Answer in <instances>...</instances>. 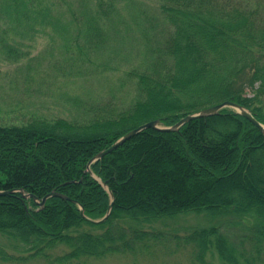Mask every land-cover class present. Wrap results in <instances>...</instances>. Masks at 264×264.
<instances>
[{"label": "trees", "instance_id": "1", "mask_svg": "<svg viewBox=\"0 0 264 264\" xmlns=\"http://www.w3.org/2000/svg\"><path fill=\"white\" fill-rule=\"evenodd\" d=\"M42 36L50 59L26 68L46 62L53 82L76 78L89 97L75 101L81 120H0V191L75 202L0 196V262L142 258L169 219L196 214L205 224L171 238L195 262L264 264V133L235 110L146 128L87 167L145 123L225 101L264 125V0H0L1 60L20 62ZM121 67L129 100L94 99Z\"/></svg>", "mask_w": 264, "mask_h": 264}, {"label": "rangeland", "instance_id": "2", "mask_svg": "<svg viewBox=\"0 0 264 264\" xmlns=\"http://www.w3.org/2000/svg\"><path fill=\"white\" fill-rule=\"evenodd\" d=\"M49 44L46 36H42L35 41L31 54L19 60L20 62L13 64L0 59V120L19 123L32 115L49 119H82L78 116L79 109L75 101L80 98L84 100L89 95L76 78H71L66 84L60 78L53 82L43 70L47 67L46 62H41L39 66L31 69L26 68L27 64L35 66L39 58L50 59L42 50ZM63 68H66V65ZM100 77V87L93 85L94 99H109L113 95L115 101L121 104L126 103L132 96V85L129 84L122 67L117 72L110 71ZM110 89H113L114 93H110ZM99 92L102 97L98 95ZM205 222L196 214L179 215L169 219L166 225L160 228L167 233L154 246V254L137 259L128 255H114L99 261H91L93 262L91 264H200L192 259L191 249L185 248L182 243L176 244L171 238L174 233L177 237L183 236L191 226L202 225ZM216 257L207 255L204 264H220Z\"/></svg>", "mask_w": 264, "mask_h": 264}, {"label": "water", "instance_id": "3", "mask_svg": "<svg viewBox=\"0 0 264 264\" xmlns=\"http://www.w3.org/2000/svg\"><path fill=\"white\" fill-rule=\"evenodd\" d=\"M223 108H230L235 110L237 113H239L240 115H242L243 117H245L246 119H248L255 127H257L262 133H264V125L260 124L259 122H257L253 116L249 113V111L247 109H245L244 107H242L239 104H236L234 102L231 101H225L222 102L220 104L208 107L203 109L202 111H200L199 113L195 114V115H188L182 119H180L176 124L170 126V127H162L158 124V121H150L148 123H145L139 127H137L136 129L131 130L130 132H128L125 136L121 137L119 140H117L114 144H112L109 148L101 151L100 153H98L90 162L97 160L99 158H101L102 156H104L105 154L111 152L113 149H115L117 146L123 144L126 140L130 139L131 137L135 136L136 134H138L140 131L146 129V128H151L154 130H158V131H174L176 129H178L181 125H183L185 122L196 118V117H203V116H211V115H215L217 114L221 109ZM51 195H55L58 196L62 199H66L67 197L59 194V193H51L49 195H47L42 203H40V206H42L44 204V200ZM80 214L83 215L82 212V208L80 209ZM109 213V210L107 212V214ZM106 214V216H107ZM106 216L104 218H102L101 220H91V219H87L88 221L92 222V223H98L103 221Z\"/></svg>", "mask_w": 264, "mask_h": 264}, {"label": "bare ground", "instance_id": "4", "mask_svg": "<svg viewBox=\"0 0 264 264\" xmlns=\"http://www.w3.org/2000/svg\"><path fill=\"white\" fill-rule=\"evenodd\" d=\"M203 109H205V108H203ZM203 109H200L199 111H197V112H195V113H191V114H187V115H185L184 117H186V116H188V115H195V114H197V113H199L200 111H202ZM184 117H182V118H184ZM203 117H207V116H203ZM196 118H202V117H196ZM196 118H193V119H196ZM192 120V119H191ZM190 121V120H189ZM188 122V121H187ZM186 123V122H185ZM130 132V131H129ZM163 132H166V131H163ZM167 132H169V131H167ZM128 133V132H127ZM127 133H125V134H123L122 135V137L123 136H125ZM121 138V137H120ZM119 138V139H120ZM118 139V140H119ZM129 140V139H128ZM127 141V140H126ZM114 144V143H113ZM110 147V146H109ZM108 147V148H109ZM114 150V149H113ZM112 150V151H113ZM103 151V150H102ZM111 151V152H112ZM100 153V152H99ZM110 153V152H109ZM98 154V153H97ZM96 154V155H97ZM108 154V153H107ZM95 155V156H96ZM94 156V157H95ZM93 157V158H94ZM103 157V156H102ZM92 158V159H93ZM91 159V160H92ZM100 159V158H99ZM90 160V161H91ZM98 160V159H97ZM89 161V163H88V165H87V167H89V165L91 164V163H93V162H95L96 160H94V161H92V162H90ZM91 175H92V177L96 180V181H98L102 186H104L105 185V183H103V182H100V180L91 172ZM17 191H19L20 192V194L23 196V198H31L32 200H34L35 201V203L37 204V206H39L40 207V203H42V201H43V199L47 196V195H49V194H51V193H55V191L53 190V191H51L50 193H48V194H46L44 197H42L40 200L37 198V197H35L34 195H32V194H28V193H26L25 194V192L22 190V189H19V190H10V191H0V196H2V195H7V194H11V193H13V192H17ZM49 197H58V196H55V195H51V196H48L47 198H49ZM46 198V199H47ZM60 198V197H59ZM46 199L44 200V202L46 201ZM65 200H69V201H72V202H75L74 200H71V199H69L68 197L65 199ZM79 208H81V206H79Z\"/></svg>", "mask_w": 264, "mask_h": 264}]
</instances>
